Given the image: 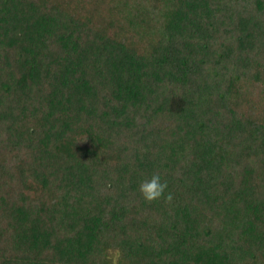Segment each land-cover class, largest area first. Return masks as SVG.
<instances>
[{"label":"trees","instance_id":"1","mask_svg":"<svg viewBox=\"0 0 264 264\" xmlns=\"http://www.w3.org/2000/svg\"><path fill=\"white\" fill-rule=\"evenodd\" d=\"M0 264H264V0H0Z\"/></svg>","mask_w":264,"mask_h":264},{"label":"clouds","instance_id":"2","mask_svg":"<svg viewBox=\"0 0 264 264\" xmlns=\"http://www.w3.org/2000/svg\"><path fill=\"white\" fill-rule=\"evenodd\" d=\"M86 140L84 142H86ZM167 188V181H162L158 173H153L150 177L143 179L139 184V192L147 203H152L162 198L166 203L171 202L172 194H165Z\"/></svg>","mask_w":264,"mask_h":264}]
</instances>
